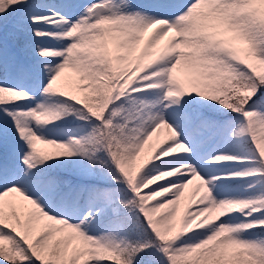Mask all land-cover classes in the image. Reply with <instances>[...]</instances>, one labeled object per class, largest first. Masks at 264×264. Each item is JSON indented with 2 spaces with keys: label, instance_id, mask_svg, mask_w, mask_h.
I'll list each match as a JSON object with an SVG mask.
<instances>
[{
  "label": "snow or ice",
  "instance_id": "obj_1",
  "mask_svg": "<svg viewBox=\"0 0 264 264\" xmlns=\"http://www.w3.org/2000/svg\"><path fill=\"white\" fill-rule=\"evenodd\" d=\"M0 264H264V0H0Z\"/></svg>",
  "mask_w": 264,
  "mask_h": 264
},
{
  "label": "rangeland",
  "instance_id": "obj_2",
  "mask_svg": "<svg viewBox=\"0 0 264 264\" xmlns=\"http://www.w3.org/2000/svg\"><path fill=\"white\" fill-rule=\"evenodd\" d=\"M178 75L182 77L183 76V70H181L180 72H178Z\"/></svg>",
  "mask_w": 264,
  "mask_h": 264
}]
</instances>
